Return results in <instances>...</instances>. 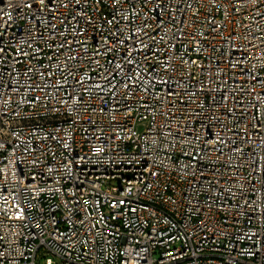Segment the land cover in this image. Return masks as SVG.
<instances>
[{
  "label": "built area",
  "instance_id": "obj_1",
  "mask_svg": "<svg viewBox=\"0 0 264 264\" xmlns=\"http://www.w3.org/2000/svg\"><path fill=\"white\" fill-rule=\"evenodd\" d=\"M0 264H264V0H0Z\"/></svg>",
  "mask_w": 264,
  "mask_h": 264
}]
</instances>
